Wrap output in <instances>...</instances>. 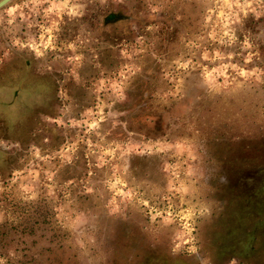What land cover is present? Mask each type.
I'll return each instance as SVG.
<instances>
[{
	"label": "rangeland",
	"instance_id": "rangeland-1",
	"mask_svg": "<svg viewBox=\"0 0 264 264\" xmlns=\"http://www.w3.org/2000/svg\"><path fill=\"white\" fill-rule=\"evenodd\" d=\"M0 264H264V0L0 7Z\"/></svg>",
	"mask_w": 264,
	"mask_h": 264
},
{
	"label": "water",
	"instance_id": "water-1",
	"mask_svg": "<svg viewBox=\"0 0 264 264\" xmlns=\"http://www.w3.org/2000/svg\"><path fill=\"white\" fill-rule=\"evenodd\" d=\"M10 0H0V7L9 2Z\"/></svg>",
	"mask_w": 264,
	"mask_h": 264
}]
</instances>
